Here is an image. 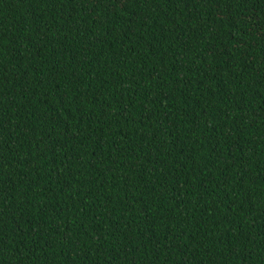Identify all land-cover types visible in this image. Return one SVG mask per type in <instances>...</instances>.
I'll return each instance as SVG.
<instances>
[{"label": "trees", "instance_id": "trees-1", "mask_svg": "<svg viewBox=\"0 0 264 264\" xmlns=\"http://www.w3.org/2000/svg\"><path fill=\"white\" fill-rule=\"evenodd\" d=\"M0 264H264V0H0Z\"/></svg>", "mask_w": 264, "mask_h": 264}, {"label": "snow or ice", "instance_id": "snow-or-ice-1", "mask_svg": "<svg viewBox=\"0 0 264 264\" xmlns=\"http://www.w3.org/2000/svg\"><path fill=\"white\" fill-rule=\"evenodd\" d=\"M111 4H117L118 0H109ZM121 2H127V0H121Z\"/></svg>", "mask_w": 264, "mask_h": 264}]
</instances>
